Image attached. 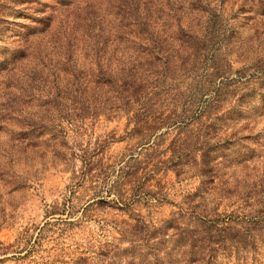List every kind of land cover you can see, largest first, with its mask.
I'll return each mask as SVG.
<instances>
[{
	"label": "rangeland",
	"instance_id": "rangeland-1",
	"mask_svg": "<svg viewBox=\"0 0 264 264\" xmlns=\"http://www.w3.org/2000/svg\"><path fill=\"white\" fill-rule=\"evenodd\" d=\"M121 1L131 9L120 10ZM150 7L154 19L161 14L158 24L175 28L181 22L206 41L199 46L198 74L207 77L220 67L211 95L230 91L223 109L230 121L218 135L237 139L219 151L222 165L214 183L205 178L204 184L191 172L180 178L169 172L164 184L170 203L130 204L112 195V173L99 166L89 173L81 161L75 176L63 165L41 160L36 173L21 174L16 152L19 93L4 77V65L13 68L14 54L29 39L51 41L55 33L69 38L76 29L78 37L89 33L97 40L104 34L111 40L122 21L114 19L129 11L130 20L147 17ZM55 45L43 42L37 51L47 56V66L64 62ZM87 45L80 42L72 54L81 71L95 60ZM83 127L81 146L105 145L111 165L141 149L126 138V118L101 116ZM195 193L201 196L193 197ZM184 202L193 209L183 222L194 216L196 221L198 213L208 220L219 214L236 229L234 237L247 244L239 248L247 261H237L235 245L221 253L219 263L226 264L232 255L231 264H252V257L255 264H264V0H0V264H179L174 216L186 207Z\"/></svg>",
	"mask_w": 264,
	"mask_h": 264
},
{
	"label": "trees",
	"instance_id": "trees-1",
	"mask_svg": "<svg viewBox=\"0 0 264 264\" xmlns=\"http://www.w3.org/2000/svg\"><path fill=\"white\" fill-rule=\"evenodd\" d=\"M128 4L121 1L118 8L131 9ZM152 7L147 9V17L130 20L129 11L114 19L122 21L119 29L112 30L111 40L104 34L97 40L89 33L78 37L76 29L69 38L55 33L51 41L29 39L14 54L13 68L4 65V77L19 93L16 152L21 174L36 173V163L41 160L63 165L75 176L77 161H81L89 173L97 166L112 173L116 179L112 195L116 201L130 204L170 203L164 184L169 172L178 178L191 172L204 178V184L205 178L214 183V174L222 165L219 151L237 139L218 135L230 121L228 112H223L230 91L211 95L212 84L222 70L216 67L207 77L198 74L199 46L206 41L179 20L175 28L158 24L161 14L154 19ZM84 41L87 49L94 51L95 60L81 71L72 63V54ZM43 42L56 44V54L64 62L57 60L53 67L47 66V56L37 52ZM101 116L126 118V138L136 141L141 149L112 161V165L106 161L105 145L84 149L79 141L83 122ZM184 205L174 216L179 227V264H221V253L235 245L236 251L243 243L247 246L234 237L236 229L219 214L208 220V215L198 213L196 221L194 216L183 222L193 209L190 202ZM227 257L231 258L226 264L235 261L232 255ZM251 260L257 262L256 257ZM237 261H247L240 250Z\"/></svg>",
	"mask_w": 264,
	"mask_h": 264
}]
</instances>
